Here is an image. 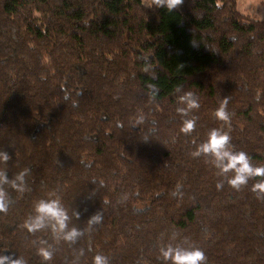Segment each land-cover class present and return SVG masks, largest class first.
Masks as SVG:
<instances>
[{"label":"trees","instance_id":"obj_1","mask_svg":"<svg viewBox=\"0 0 264 264\" xmlns=\"http://www.w3.org/2000/svg\"><path fill=\"white\" fill-rule=\"evenodd\" d=\"M238 2L168 12L141 0H0V153L10 157L0 256L173 264L161 251L171 246L198 248L207 264H264V192L254 191L264 176L233 188L235 172L200 151L216 129L231 137L227 151L264 167V19ZM225 99L228 122L215 116ZM41 200L59 201L63 231L51 219L25 227ZM73 229L81 235L65 240Z\"/></svg>","mask_w":264,"mask_h":264},{"label":"clouds","instance_id":"obj_2","mask_svg":"<svg viewBox=\"0 0 264 264\" xmlns=\"http://www.w3.org/2000/svg\"><path fill=\"white\" fill-rule=\"evenodd\" d=\"M152 5L156 8L167 9L168 12H172L184 3V0H151ZM188 101L189 107L198 108L199 104L192 99V93H187L185 97ZM227 99L222 101L220 107L216 109L215 116L218 120L228 122L230 120V115L227 111ZM195 127L194 120H187L184 122V126L181 129L182 132L188 133L192 131ZM231 137L227 133H221L219 130L214 129L210 135L207 143L201 146L200 151L204 153H212L217 160L221 162L222 170L224 172L234 171L235 176L229 181L233 188H239L247 182V179L251 176H264V167L253 168L250 165V158L244 152L237 154H232L226 150V146L229 144ZM10 157L6 153H0V160L7 162ZM227 163H224V161ZM28 169H25L17 177L18 180L23 181V177L27 174ZM6 178L3 172H0V184L6 183ZM15 186V182L13 181ZM217 187H220L219 185ZM22 190V189H21ZM254 191L264 192V181L254 186ZM0 212H7V204L5 202V193L2 188H0ZM37 216L31 222H25V227L28 228L30 232L37 231L44 227V221L46 219H51L55 221L60 231L66 228V220L68 219L66 212L60 206L58 200H52L45 202L41 200L36 206ZM97 222L99 221V214L93 218ZM81 233L77 232L75 229L68 232L64 239L68 241H75L77 236ZM162 254L165 258L171 259L173 264H207V257L204 251L194 248L193 250H184L180 248L173 249L168 246L167 249H161ZM40 255L43 256L45 260L52 259V252L40 249ZM0 264H23L20 260H13L9 256H0ZM94 264H107V258L103 255H97L94 258Z\"/></svg>","mask_w":264,"mask_h":264},{"label":"rangeland","instance_id":"obj_3","mask_svg":"<svg viewBox=\"0 0 264 264\" xmlns=\"http://www.w3.org/2000/svg\"><path fill=\"white\" fill-rule=\"evenodd\" d=\"M146 7L151 6V0H141ZM238 10L243 15L255 20L264 19V0H239Z\"/></svg>","mask_w":264,"mask_h":264}]
</instances>
